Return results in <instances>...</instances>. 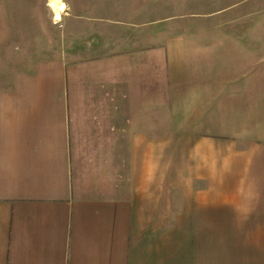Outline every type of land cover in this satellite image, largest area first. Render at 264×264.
<instances>
[{
	"label": "crops",
	"instance_id": "crops-1",
	"mask_svg": "<svg viewBox=\"0 0 264 264\" xmlns=\"http://www.w3.org/2000/svg\"><path fill=\"white\" fill-rule=\"evenodd\" d=\"M167 2L57 0L38 26L61 51L0 100V264H264V128L175 130L187 38ZM44 12L0 0V28Z\"/></svg>",
	"mask_w": 264,
	"mask_h": 264
},
{
	"label": "rangeland",
	"instance_id": "rangeland-1",
	"mask_svg": "<svg viewBox=\"0 0 264 264\" xmlns=\"http://www.w3.org/2000/svg\"><path fill=\"white\" fill-rule=\"evenodd\" d=\"M177 1L178 34L187 38L189 76L175 85V130L200 136L263 131L264 0H244L218 12L213 9L231 0H201L198 12ZM29 15L33 21H8L7 28H0V100L17 99L20 90L13 83L19 75L61 51L58 28L38 27L55 21L54 13ZM11 16L0 13L6 20Z\"/></svg>",
	"mask_w": 264,
	"mask_h": 264
},
{
	"label": "bare ground",
	"instance_id": "bare-ground-1",
	"mask_svg": "<svg viewBox=\"0 0 264 264\" xmlns=\"http://www.w3.org/2000/svg\"><path fill=\"white\" fill-rule=\"evenodd\" d=\"M51 6L55 9V20H61V12L65 10L66 6L64 3L57 5V0H51Z\"/></svg>",
	"mask_w": 264,
	"mask_h": 264
}]
</instances>
